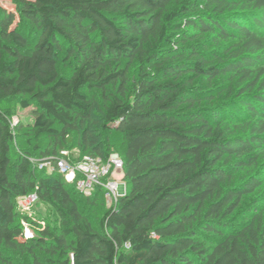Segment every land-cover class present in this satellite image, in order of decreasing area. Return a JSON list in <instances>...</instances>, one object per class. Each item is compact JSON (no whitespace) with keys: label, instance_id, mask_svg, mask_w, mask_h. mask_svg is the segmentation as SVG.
I'll use <instances>...</instances> for the list:
<instances>
[{"label":"trees","instance_id":"trees-1","mask_svg":"<svg viewBox=\"0 0 264 264\" xmlns=\"http://www.w3.org/2000/svg\"><path fill=\"white\" fill-rule=\"evenodd\" d=\"M137 64V76L131 70ZM63 71V72H62ZM239 84L227 106L212 104ZM202 80L206 89L194 87ZM241 85V86H240ZM100 91L101 129L89 132ZM31 108L14 121L7 104ZM208 104V105H209ZM86 125V126H85ZM118 152L125 190L116 207L31 158ZM54 140L51 147L33 143ZM21 139L27 147L18 149ZM264 157V0H19L0 7V264H264V210L233 225L264 173L232 185ZM37 192L57 224L23 238L18 199ZM89 204L88 209L83 206ZM204 237H208L205 239Z\"/></svg>","mask_w":264,"mask_h":264},{"label":"rangeland","instance_id":"rangeland-1","mask_svg":"<svg viewBox=\"0 0 264 264\" xmlns=\"http://www.w3.org/2000/svg\"><path fill=\"white\" fill-rule=\"evenodd\" d=\"M19 0H0V7L6 8L11 11H16L17 13V6H18ZM137 64L134 65V67L131 70V77L134 78L137 76ZM63 72V71H62ZM230 83L233 86L234 92L230 96L228 95V92L224 91L222 94L218 96V98L212 103V104H204L205 107H208V109H211L214 106H227L229 104V101L236 98L237 91L239 90V84L236 82H230V80L227 77L217 79L215 81V86H228ZM194 87H202L206 89L207 85L202 80H196L193 84ZM241 86V85H240ZM97 98H98V105L97 110L95 112V115L93 117V121L89 123V132L91 134H94L95 136H98V141H101L103 143H109L110 149L117 150L120 143V136L115 131L106 132L102 131L101 129V108L103 104V100L100 96V91L94 90L92 92ZM9 107H12L16 111V116L14 117V121H17V119H21L24 121V123L28 124L32 121V113L31 108H22L18 102H10L7 104ZM85 126H81L78 131H75L71 134L72 141L71 143H66L65 147L60 148V153L68 152L70 157L73 155L72 153H75V155H78V151L74 150L71 152V149L77 145L80 144L81 137L85 131ZM54 140L49 138H40L37 141H34L33 143H37L38 145L42 147H51L53 145ZM26 145L25 139H21V144H19L18 149H21ZM27 147V146H25ZM34 163L36 164L38 161L44 159L41 158L38 151L33 150L32 158ZM264 173V157L260 160L259 165L253 168L246 167L245 169H242L236 173L235 180L232 185H242L249 179L251 176H260ZM264 176V175H263ZM125 187V186H124ZM123 189V188H122ZM83 206L88 209L89 204H85L83 202ZM19 209L22 210V213L24 214V217L20 219V223L23 227V238L26 240H32L35 237L39 236L43 229L46 228L47 225H50L51 227L55 226L57 224V216L55 214V211L53 207L45 202L39 201L37 204L32 205L29 209H24L18 205ZM107 202L100 204L96 207V209L91 213L88 212L89 215L93 218L95 221V225H98V219L97 216L101 215L102 212L106 209ZM256 209L259 212L264 210V184L261 188L256 190L254 193L246 195L243 197L240 205L238 206L237 210L234 214L230 215L227 219L233 224L237 225L247 219L248 212H253V210ZM205 239H208V237H204ZM7 256H11L20 264H33V258L30 256V254L27 251L19 250V251H8Z\"/></svg>","mask_w":264,"mask_h":264},{"label":"built area","instance_id":"built-area-1","mask_svg":"<svg viewBox=\"0 0 264 264\" xmlns=\"http://www.w3.org/2000/svg\"><path fill=\"white\" fill-rule=\"evenodd\" d=\"M36 164L39 169L63 175L81 193L90 195L96 188H102L108 207H116L125 190L122 189L124 161L118 152H112L106 159L85 155L79 160H72L68 152H63L60 156L47 157ZM38 202L37 192L18 199V205L24 209H29Z\"/></svg>","mask_w":264,"mask_h":264},{"label":"crops","instance_id":"crops-1","mask_svg":"<svg viewBox=\"0 0 264 264\" xmlns=\"http://www.w3.org/2000/svg\"><path fill=\"white\" fill-rule=\"evenodd\" d=\"M124 186H125V183H124V184H123V186H122L123 190L125 189V187H124Z\"/></svg>","mask_w":264,"mask_h":264}]
</instances>
